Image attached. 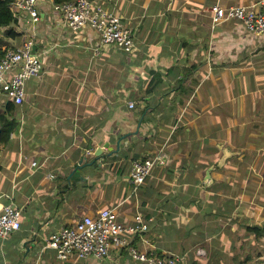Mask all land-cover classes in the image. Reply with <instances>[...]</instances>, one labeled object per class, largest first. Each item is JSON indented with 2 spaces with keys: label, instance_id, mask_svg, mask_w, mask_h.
<instances>
[{
  "label": "crops",
  "instance_id": "obj_1",
  "mask_svg": "<svg viewBox=\"0 0 264 264\" xmlns=\"http://www.w3.org/2000/svg\"><path fill=\"white\" fill-rule=\"evenodd\" d=\"M91 1L132 29L131 52L71 30L54 0H38L37 24L23 13L0 26V53L29 38L46 52L20 105L9 112L0 95L18 124L0 145V213L22 211L20 230L0 238V264H146L127 249L60 260L46 246L104 208L125 225L148 220L130 238L139 251L264 264V34L213 21L214 6L264 0ZM144 158L155 165L134 191L132 162Z\"/></svg>",
  "mask_w": 264,
  "mask_h": 264
},
{
  "label": "built area",
  "instance_id": "obj_2",
  "mask_svg": "<svg viewBox=\"0 0 264 264\" xmlns=\"http://www.w3.org/2000/svg\"><path fill=\"white\" fill-rule=\"evenodd\" d=\"M37 3L38 0H13L10 8L14 16L25 13L31 24H37L41 20ZM54 9L61 14L63 22L71 30L78 31L88 26L98 33L102 45H116L125 52L132 51L133 31L114 12L91 0H71L55 4ZM232 18L241 21L249 32L264 34V2L229 8L214 6L215 23ZM45 53L37 51L32 38L25 40L18 48L6 49L0 57V95L20 105L26 95V82L42 74V54ZM129 106L134 107L135 103L129 102ZM32 165L36 166L37 162ZM154 165L155 159L151 158L133 160L130 181L134 191L144 183ZM48 177L54 176L49 174ZM21 218V209L13 204L5 205L0 213V238L20 230ZM148 229L149 222L143 219L141 213L137 215L134 224L125 225L118 220L114 209L104 208L95 216H82L72 226L52 232L46 246L54 249L60 260H67L72 255L82 259L89 256L103 259L108 257L114 247L127 249L133 258L146 264H180L178 256H159L139 251L131 245V235L144 233Z\"/></svg>",
  "mask_w": 264,
  "mask_h": 264
},
{
  "label": "trees",
  "instance_id": "obj_3",
  "mask_svg": "<svg viewBox=\"0 0 264 264\" xmlns=\"http://www.w3.org/2000/svg\"><path fill=\"white\" fill-rule=\"evenodd\" d=\"M13 0H0V26H9L15 22L16 18L10 8ZM71 0H54L55 4H62ZM12 33V32H11ZM4 53V52H3ZM2 53H0L1 57ZM8 111L14 109L12 102L7 103ZM6 111V112H8ZM18 128L17 122L7 119L6 113L0 111V145L7 144L10 140L11 134ZM252 230L259 232V228L253 227Z\"/></svg>",
  "mask_w": 264,
  "mask_h": 264
},
{
  "label": "water",
  "instance_id": "obj_4",
  "mask_svg": "<svg viewBox=\"0 0 264 264\" xmlns=\"http://www.w3.org/2000/svg\"><path fill=\"white\" fill-rule=\"evenodd\" d=\"M103 154H104V152H103L101 149H99V150H97V151L95 152V155H96V156H102ZM76 170H77V169H76ZM76 170L71 174V177H72V176H73V177H76L77 175H79V173H78ZM209 179H210V172H208L207 175H206V181H208Z\"/></svg>",
  "mask_w": 264,
  "mask_h": 264
}]
</instances>
